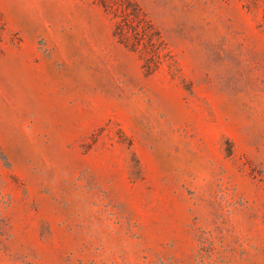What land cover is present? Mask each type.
<instances>
[{
    "label": "rangeland",
    "instance_id": "374dc122",
    "mask_svg": "<svg viewBox=\"0 0 264 264\" xmlns=\"http://www.w3.org/2000/svg\"><path fill=\"white\" fill-rule=\"evenodd\" d=\"M0 0V264H264V0Z\"/></svg>",
    "mask_w": 264,
    "mask_h": 264
},
{
    "label": "trees",
    "instance_id": "16d2710c",
    "mask_svg": "<svg viewBox=\"0 0 264 264\" xmlns=\"http://www.w3.org/2000/svg\"><path fill=\"white\" fill-rule=\"evenodd\" d=\"M118 8L121 11V20L117 23V31L116 34L119 36V39L128 45V37L122 30L123 24H131L133 30H137L138 27L142 29L143 32H147L146 27L142 25L143 23H148L145 15L140 12L136 3L133 0H115ZM115 1L113 3L115 4ZM101 4L108 8L111 6L108 0H100Z\"/></svg>",
    "mask_w": 264,
    "mask_h": 264
}]
</instances>
